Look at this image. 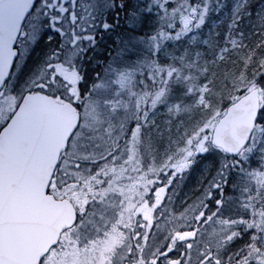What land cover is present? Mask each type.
I'll return each mask as SVG.
<instances>
[{
	"label": "snow or ice",
	"instance_id": "1",
	"mask_svg": "<svg viewBox=\"0 0 264 264\" xmlns=\"http://www.w3.org/2000/svg\"><path fill=\"white\" fill-rule=\"evenodd\" d=\"M0 264H264V0H0Z\"/></svg>",
	"mask_w": 264,
	"mask_h": 264
},
{
	"label": "trees",
	"instance_id": "2",
	"mask_svg": "<svg viewBox=\"0 0 264 264\" xmlns=\"http://www.w3.org/2000/svg\"><path fill=\"white\" fill-rule=\"evenodd\" d=\"M255 2H256V3H258V2H259V0H255Z\"/></svg>",
	"mask_w": 264,
	"mask_h": 264
}]
</instances>
